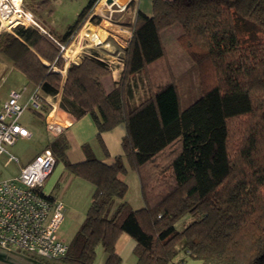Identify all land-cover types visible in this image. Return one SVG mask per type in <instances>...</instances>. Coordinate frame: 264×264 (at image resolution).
Listing matches in <instances>:
<instances>
[{
	"label": "trees",
	"instance_id": "16d2710c",
	"mask_svg": "<svg viewBox=\"0 0 264 264\" xmlns=\"http://www.w3.org/2000/svg\"><path fill=\"white\" fill-rule=\"evenodd\" d=\"M49 2L33 0L30 9ZM97 2L88 1L62 38L21 23L0 32V52L29 83L46 96L60 93V109L92 117L104 153L101 134L120 123L126 128L124 155L110 165L88 145L86 160H66L62 134L46 147L94 191L66 256L31 257L42 264H96L101 247L106 264H120L115 244L126 232L136 241V264H168L180 244L203 264H264V0H153L151 16L136 14L120 80L109 91L103 79L111 69L94 51L62 74L58 43H72ZM175 26L177 43L198 67L202 92L185 109L162 38ZM123 157L140 179L138 209L118 177L126 171ZM185 215L193 220L178 230Z\"/></svg>",
	"mask_w": 264,
	"mask_h": 264
},
{
	"label": "rangeland",
	"instance_id": "374dc122",
	"mask_svg": "<svg viewBox=\"0 0 264 264\" xmlns=\"http://www.w3.org/2000/svg\"><path fill=\"white\" fill-rule=\"evenodd\" d=\"M88 1L89 0H50L49 5L45 9L31 10L30 5H33V0H22L23 3L22 9H27L30 12H32L34 16L45 27L51 30L53 34L62 38L67 32L69 26L76 21L78 14L87 5ZM101 1L96 3V5L93 8V11L96 13V15H94L91 19H87L84 22L82 29H86L87 32L89 33V36H91V33L93 32L98 33L99 30L101 29H104L108 33H112V34L108 36L110 39L106 38L108 39V41L106 42L102 41V44H100V46L93 45V47L91 46V48L93 49H98V48L100 49L101 47L106 48V44L115 39L113 36L114 34H117V36L121 37L120 41L122 43L126 42L128 44L129 41H127L126 39L127 38L126 34L128 33L130 36L132 35L131 25L134 24L136 19V15L134 18L131 17V11L133 7L132 6L133 4L131 3L132 0L130 2L125 1V3L122 4V6H125V9L123 11L113 12L112 15L109 14V7L105 4V2L102 4L101 10H99V12L97 11L96 8ZM107 3H109V1ZM23 22H26V20L24 19ZM87 24L89 25L87 26ZM13 25L15 26L17 24L15 23ZM12 27L13 26L11 25L9 28L11 29ZM5 30L8 31L9 29H7V27L2 26V22L0 19V32ZM179 33H180V27L175 26L163 31L162 38L166 46L168 52V58L179 88L180 105L182 109H185L196 99H198L202 95V92L199 82L198 67L196 66V64L193 63V61L187 56L184 50L177 43V37ZM82 38L85 40L84 36H82ZM115 48H117L116 44H115ZM66 51H64L63 54L64 59H65ZM67 62L65 60L64 70H62L63 75L66 74L65 67ZM25 82L26 81L24 75L20 71L15 69L12 66L11 60L0 52V101H3L5 98H7L11 89L20 88L25 84ZM109 86L111 88V85ZM140 93H142V91H139L137 95ZM44 116H46V114H44L43 117ZM20 122L34 130V136L32 138L20 140L14 146L10 147V150L20 157V164H23L25 163L24 160L27 159L29 160L32 156H34L35 153L43 151L48 146L50 147V144L53 140L52 138L54 137V133L47 134L44 124L45 119L44 118L41 119V116L38 113L30 109L26 110V112L20 119ZM48 125L50 126V124ZM47 131L50 132L49 130ZM64 156L66 160H69L66 157V155ZM55 157H56L57 165L55 166L52 174L45 180L46 186L44 190L46 192H49L47 191L48 187L54 181L57 171L60 170L61 167L64 165L62 157H59L56 154ZM16 169H17L16 164L12 162L6 163L5 157L0 158L1 177L12 176L16 172L15 171ZM132 175H130L127 178V184L129 185L127 199H128V203L133 208L138 209L144 205L143 198L141 196V189L139 185L136 184L135 182L134 179L135 176L134 174ZM78 178H76L72 188L65 195L63 194L62 196H60L58 195V193L57 195H54V197L61 199L67 205L68 208L67 215L59 229L60 237L64 239L66 242H70L72 240L76 224L78 225L79 222H81L83 218L82 213L84 212V210L87 209L91 201L92 191L90 190V188L88 189L87 186L91 184L85 180L82 179L80 180ZM78 181H82L80 182L81 184H78ZM69 201L73 202L76 210H72L70 204L68 203ZM80 211L81 213H79ZM192 220H193L192 216L185 215L176 222L175 226L178 230H181L186 225H188ZM182 247L183 245L180 244L178 246V249H181ZM38 263L41 262L39 260L32 258L30 254H23L22 252H19L17 250L9 251L8 249L0 247V264H38Z\"/></svg>",
	"mask_w": 264,
	"mask_h": 264
},
{
	"label": "built area",
	"instance_id": "2783aa9c",
	"mask_svg": "<svg viewBox=\"0 0 264 264\" xmlns=\"http://www.w3.org/2000/svg\"><path fill=\"white\" fill-rule=\"evenodd\" d=\"M5 1L11 7L9 15L18 12L26 20V22L18 21L16 24L37 28L41 33L50 36V30L32 12L22 9V0L19 9L12 0ZM105 4L109 7L110 15L125 9V6H120L116 0H106ZM94 15L96 13L92 10L88 19ZM81 31L82 29L73 41ZM84 38L87 40L85 46L90 47L100 46L102 41H108V39L100 40L96 34L94 39L89 33ZM58 44L62 51H66L69 47ZM59 97L60 93L56 96H46L38 87L28 91V87L24 85L11 89L7 98L0 101V158L5 157L6 163L19 165L17 174L10 177L0 176V247L18 249L48 259L65 257L69 247L59 234L61 224L68 212L67 205L44 190L45 180L56 166V157L50 149H45L20 164V157L13 153L10 147L20 140L32 137L29 128L20 122L26 110L30 109L38 113L47 106L48 119Z\"/></svg>",
	"mask_w": 264,
	"mask_h": 264
},
{
	"label": "crops",
	"instance_id": "0c3cea01",
	"mask_svg": "<svg viewBox=\"0 0 264 264\" xmlns=\"http://www.w3.org/2000/svg\"><path fill=\"white\" fill-rule=\"evenodd\" d=\"M131 2L133 4L132 5L133 6L132 11H131V17L132 18L135 17L137 12H142L147 16H151L153 0H132ZM47 29H49V28H47ZM101 30L105 31L108 35L112 34V33H108L104 29H101ZM125 32H128V31H125ZM82 36L83 35H81V32H80L78 34L77 39L72 41V43L74 42L73 44H75V43L78 44V51L76 52L75 57L73 59H70V60H68V57L65 55V60L67 59L66 61H69V62H67V65L65 68L67 69L68 65L72 62L78 63L84 54H87V53L94 51L102 59H105L109 64V67L111 69V75L104 78L103 83L105 85V88L108 91L111 90L114 86L118 85V82L120 80L121 72L123 69V57H124V53L121 50H123L122 48L126 47L127 43L125 41H124L125 43H122L120 41L121 37L117 36V34H114L113 36L115 39L113 41H110L109 43H107L106 48L101 47L100 49L99 48L93 49L90 46H85L86 41L82 38ZM107 36L104 37L102 40H105L107 38ZM126 37H127L126 38L127 41H129L131 38L128 33L126 34ZM115 44H116L117 48H115ZM12 66H13V63H12ZM25 81L26 82L24 85L28 87V91H31L33 88H35V86L33 84L29 83L26 78H25ZM107 81L110 83H108ZM109 85H111V88ZM50 100L53 101V99H51V98H50ZM59 101H60V97H59L58 102L54 103V109H55L56 115L58 116L57 120L61 123L62 128L57 130V129L52 128L51 126L48 125L49 122H48L47 116L43 117L44 114L48 113L47 112L48 111L47 106H44L42 111L38 112V114L41 115V119L42 118L45 119L44 124H45V129H46L47 134L54 133V137L52 138L53 140L56 139L57 137H59L61 134L63 136H65L66 141H67V146L65 149V155L69 159L70 162L78 163V162H82V161L87 159V153L84 150V145H88L89 150L93 153V155L96 158H98L102 162L109 164V165L115 163L117 156H123L124 155V151H123V147H122V139L126 133V128H125L124 123H120L115 128H113L112 130L103 132L101 134L102 141H103V143L106 147L107 153H108V154H106V153H104L100 143L96 139V135L98 133V130H97V127H96L92 117L90 115H85L83 117H79L77 114H73V113L64 111V110L60 109ZM57 109H59L60 111H62L64 113H67L73 117L71 119H68V117H65L64 115H59ZM29 130L32 132V137H33L34 136V130L31 128H29ZM47 130H49L50 132H48ZM27 160H24V162H26ZM123 160H124V163L126 166V171L124 173L118 174L119 179L127 184V178L130 175L134 174L135 182H136V184L139 185V187L141 189V184H140V179H139L138 174L135 171L130 169V167L128 166L127 161L124 159V157H123ZM56 165H57V161H56ZM15 171L16 172L13 175H15L19 172V165H17V169ZM76 178H78V177L71 174L63 165L61 167V169L57 171L56 177L54 178V181L48 187L47 191H49L48 193H50L52 196L57 195V193L60 196H62L63 194L65 195L72 188ZM78 179L81 180V178H78ZM80 182H82V181H78V184H81ZM45 186H46V183H45ZM87 186H88V189L90 188V190L92 191V194H93L94 186L92 184L87 185ZM58 187H59V189H58ZM128 191H129V185H128ZM127 194H128V192H127ZM127 194H126V200L128 201ZM141 196H142V194H141ZM91 198H92V195H91ZM91 201H92V199H91ZM91 201H90L87 209L89 208ZM68 203L70 204L72 210H76L75 205L73 204L72 201H69ZM118 203H119V201L116 200L114 207H116ZM143 204H144V202H143ZM87 209L84 210V212L82 213L83 218H82L81 222H79L78 225L76 224L73 237H74L75 233L77 232V230L79 229L81 223L83 222L85 215H86V212H87ZM134 209H137V208H134ZM79 213H81V211ZM67 243L69 244V242H67ZM135 246H136V241L129 234H127L126 232H123L119 235V237L116 241V244H115V251L121 259L120 264H136L137 263V257L134 254ZM100 248L101 247H99L97 249V256H96L95 263L96 264H106L107 259H108V254L105 251H103L102 248L101 249ZM8 250L9 251L17 250L19 252H22L18 249H8ZM100 250H102V251H100ZM22 253L23 254H30V253H24V252H22ZM31 255L32 254H30V256ZM34 259H36V258H34ZM38 264H42V263H38ZM168 264H203V262H202V260H199V259L189 258L187 255V250L184 247H182L181 249H178L177 254L173 258V260L170 261Z\"/></svg>",
	"mask_w": 264,
	"mask_h": 264
},
{
	"label": "bare ground",
	"instance_id": "6f19581e",
	"mask_svg": "<svg viewBox=\"0 0 264 264\" xmlns=\"http://www.w3.org/2000/svg\"><path fill=\"white\" fill-rule=\"evenodd\" d=\"M106 0H102L99 5L97 6V11L99 12V10H101V6L102 4L105 2ZM117 3L122 6V4L125 3V0H116ZM12 3H14V5L19 9L20 7V0H12ZM11 11V7L9 6L8 3H6V1L4 2V0H0V19L2 22V26L3 27H7V29H9V27L13 24H15L18 21H24V19L21 17L20 14L15 13L13 15H9V12ZM102 12V11H101ZM104 13V12H103ZM8 16V17H7ZM88 23V22H87ZM86 25V23H85ZM89 24H87L88 26ZM85 27V26H84ZM92 27V26H91ZM92 31V30H91ZM87 30L83 29L81 31V35L85 36L87 35ZM95 34L96 37H98L100 40H102L104 37H106L108 34L103 31V30H99L98 33H94L91 35V37L95 38ZM74 43V42H73ZM71 44L66 51V56L68 57V60L73 59L76 55V52L78 51V44ZM67 60V59H66ZM67 62V61H66ZM69 62V61H68ZM67 65V64H66ZM57 106V105H56ZM58 116L56 115L55 109L51 111L49 117H48V121L49 124L52 128L55 129H60L62 128L61 123L57 120Z\"/></svg>",
	"mask_w": 264,
	"mask_h": 264
},
{
	"label": "water",
	"instance_id": "95a60500",
	"mask_svg": "<svg viewBox=\"0 0 264 264\" xmlns=\"http://www.w3.org/2000/svg\"><path fill=\"white\" fill-rule=\"evenodd\" d=\"M119 1V0H118ZM126 2H129V0H125Z\"/></svg>",
	"mask_w": 264,
	"mask_h": 264
}]
</instances>
